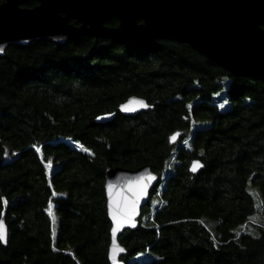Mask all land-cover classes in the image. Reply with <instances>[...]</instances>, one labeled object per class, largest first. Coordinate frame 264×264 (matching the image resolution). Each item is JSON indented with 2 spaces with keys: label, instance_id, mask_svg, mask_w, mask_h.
I'll return each mask as SVG.
<instances>
[{
  "label": "trees",
  "instance_id": "trees-1",
  "mask_svg": "<svg viewBox=\"0 0 264 264\" xmlns=\"http://www.w3.org/2000/svg\"><path fill=\"white\" fill-rule=\"evenodd\" d=\"M134 95L154 109L122 115ZM146 165L159 185L119 239L124 264H264L249 190L264 198V82L172 40L41 42L0 57V260L111 264L106 174Z\"/></svg>",
  "mask_w": 264,
  "mask_h": 264
},
{
  "label": "water",
  "instance_id": "water-1",
  "mask_svg": "<svg viewBox=\"0 0 264 264\" xmlns=\"http://www.w3.org/2000/svg\"><path fill=\"white\" fill-rule=\"evenodd\" d=\"M35 2L33 8L26 4ZM118 20L119 25L107 23ZM264 0H3L0 4V57L11 46L55 42L66 44L96 38L134 45L157 40L187 44L236 78L264 82ZM132 101L140 103L132 104ZM146 105L145 107L141 106ZM129 110H125V107ZM154 106L140 96L127 99L122 115L135 117ZM115 115L102 117L101 123ZM174 138V139H173ZM179 134L171 137L174 144ZM199 164L195 171L193 166ZM204 168L194 160L190 171ZM159 185L150 166L112 168L105 178L108 217L111 221V264H124L127 250L121 235L137 230L142 209ZM135 225L134 227L132 225ZM8 243V229L1 221ZM119 225V227H117ZM115 231V235L113 232ZM0 264H12L0 260Z\"/></svg>",
  "mask_w": 264,
  "mask_h": 264
},
{
  "label": "rangeland",
  "instance_id": "rangeland-1",
  "mask_svg": "<svg viewBox=\"0 0 264 264\" xmlns=\"http://www.w3.org/2000/svg\"><path fill=\"white\" fill-rule=\"evenodd\" d=\"M249 190L254 195V197L256 199V203H257V208H258V211H257L256 216H255L253 221L256 224L258 222L264 224V198L262 197L258 186H254L253 184H249ZM154 200L155 199L152 200L153 203H154ZM53 223H54V230L57 231L58 226H59L58 214H54ZM207 224L209 225V227H211L212 230H214V229L216 230V225H217L216 221L208 220Z\"/></svg>",
  "mask_w": 264,
  "mask_h": 264
},
{
  "label": "snow or ice",
  "instance_id": "snow-or-ice-1",
  "mask_svg": "<svg viewBox=\"0 0 264 264\" xmlns=\"http://www.w3.org/2000/svg\"><path fill=\"white\" fill-rule=\"evenodd\" d=\"M136 103H140V102H137V101H132V104H136ZM141 106L142 107H145L146 105H143L141 103ZM125 110H129L128 107L126 106L125 107ZM174 139V138H173ZM51 165H49L50 167ZM198 167H200V165L197 163L193 166V171H195ZM53 195H55V193H53ZM133 227L135 226L134 224L132 225ZM117 227H119V225H117ZM113 235H115V231L113 232ZM0 242H6V234H5V231L3 230V227L2 225H0Z\"/></svg>",
  "mask_w": 264,
  "mask_h": 264
}]
</instances>
